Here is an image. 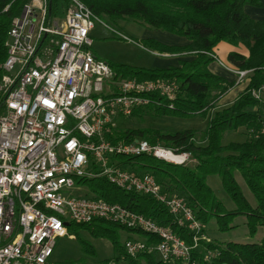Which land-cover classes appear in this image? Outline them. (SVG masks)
I'll return each mask as SVG.
<instances>
[{"label":"built area","instance_id":"1","mask_svg":"<svg viewBox=\"0 0 264 264\" xmlns=\"http://www.w3.org/2000/svg\"><path fill=\"white\" fill-rule=\"evenodd\" d=\"M99 20L79 0H70L63 20L52 17L49 0H30L8 31L7 59L0 84V264H51L58 239L70 223L94 220L120 225L159 240H127V256H158L170 264H199L192 254L211 241L184 198L171 197L150 174L119 160L150 156L185 166L191 156L141 139L112 143L121 119L149 107L174 108L176 82L122 79L91 52L90 37ZM119 36L126 39L124 36ZM212 58L249 83L240 71ZM263 101L264 86L252 90ZM264 133V128L260 134ZM259 134V133H258ZM107 179L125 192L153 197L192 237L188 245L169 228L114 203L68 198L82 179ZM207 253L205 261L213 258Z\"/></svg>","mask_w":264,"mask_h":264},{"label":"trees","instance_id":"2","mask_svg":"<svg viewBox=\"0 0 264 264\" xmlns=\"http://www.w3.org/2000/svg\"><path fill=\"white\" fill-rule=\"evenodd\" d=\"M30 0H0V84L3 76L1 66L7 59L6 42L13 19L18 16ZM51 14L63 20L70 0H49ZM100 20L113 24L131 19L145 26L175 35L186 40L185 45L169 46L148 39L145 47L159 55L180 56L183 59L177 67L168 69H141L123 65H110L114 73L122 79L138 81L163 80L176 82L179 95L174 108L149 107L136 111L131 118L141 121L144 117H174L190 119L196 116L208 118L215 110L218 100L234 88L210 71L214 63L212 54L220 43L232 47H243L248 55L233 52L228 56L229 64L240 71H251L249 83L232 105L214 112L208 125L199 137L194 130L165 133L151 128H117L109 137L112 143L141 139L151 145H159L175 153L190 154L191 162L178 166L141 155L121 157L119 160L140 174L152 175L163 192L171 197L184 198L193 210L196 219L206 226L216 221L219 232L226 233L235 227L233 223L240 216L246 218L250 237L258 230H264V118L260 107L262 102L252 96V90L264 86V20L257 21L245 13V8L262 7L261 0H79ZM0 93V113H2ZM245 130L247 139L243 143L223 145L226 133ZM259 133V134H258ZM240 174L255 198L252 206L240 188L236 174ZM210 176H219L222 187L235 205L228 211L216 198L207 184ZM91 194V198L119 204L142 215L157 224L169 228L188 245L192 244L189 232L177 225L167 208L156 199L134 192H125L107 179H82L78 182ZM126 230L143 235L148 243H158L155 237L142 232L128 230L120 225L94 220L88 224L70 223L68 235L80 244L84 256L94 257V247L80 237L88 233L94 239H104L111 243L112 260L96 264H170L159 260L158 256L140 254L136 258L126 255L120 244L119 232ZM206 231V230H205ZM207 253L213 258L205 261ZM199 264H264V236L260 244L202 242L192 254V262ZM53 264V263H51ZM57 264H88L85 258L67 260Z\"/></svg>","mask_w":264,"mask_h":264},{"label":"rangeland","instance_id":"3","mask_svg":"<svg viewBox=\"0 0 264 264\" xmlns=\"http://www.w3.org/2000/svg\"><path fill=\"white\" fill-rule=\"evenodd\" d=\"M119 34L127 38V40L121 38ZM90 37L93 40L91 52L97 59L104 61L108 65H123L148 70L177 67L183 57L170 56L165 58L163 55H157V53L149 51L145 47L146 40L153 39L169 46H180L186 43L184 38L149 28L144 24L131 19L123 20L118 24H113L105 19L97 20L95 21V28L91 32ZM262 109L264 112V95ZM218 110L221 109L215 104V110L209 112L207 116L208 118L196 116L190 119H180L167 116L160 118L151 116L144 117L142 119L143 121L138 118L121 119L119 121V127L124 130L151 128L165 133L194 130L198 133L199 137H202L203 132L207 128L208 119ZM246 139L247 135L245 130L240 129L237 132L226 133L223 138V145H228L232 142L243 143ZM235 177L245 198L252 206H255V198L246 186L242 176L238 173ZM207 184L214 192L216 198L228 211L235 210V205L224 191L219 176H210L207 179ZM66 196L68 198L92 197L87 189L78 190L77 188L71 189ZM233 226L235 229L226 233H221L217 228L216 221L212 220L206 226L205 234L210 241H218L222 243H261L264 236V230L260 228L254 238L250 237L246 226V218L244 216L235 219ZM80 237L94 247L96 251L94 257L84 256L79 242L74 237L67 235L64 238L58 239L54 255L50 260L51 263L57 264L71 259L78 260L80 258H85L88 264H96L101 261L113 259L114 252L109 241L104 239H94L86 232H81ZM119 240L120 244L124 245L127 240L145 241V237L143 235L122 230L119 232Z\"/></svg>","mask_w":264,"mask_h":264},{"label":"crops","instance_id":"4","mask_svg":"<svg viewBox=\"0 0 264 264\" xmlns=\"http://www.w3.org/2000/svg\"><path fill=\"white\" fill-rule=\"evenodd\" d=\"M261 3H262V7H260V8H254V7H250V6L246 7L245 13L250 18H252L253 20H257V21L264 20V0H261ZM185 44H183V45H185ZM233 52L242 54L244 56L248 55V52L245 48H243V47H232L226 43H220L216 47V49L214 50V54H216L219 57V59L227 65H229L228 56ZM163 56L165 58L170 57V55H163ZM210 71L213 74H215L221 78H224L225 80H227V82L235 84L234 88H232L228 93H226L223 97H221L218 100V102L216 103V105L220 109H223V108H226V107L232 105L233 102H235L238 99V97L240 96V94L246 89V87L248 85V81L237 85V76L235 74H233V72H231L230 70L221 67L215 61H214V63H212L210 65ZM233 92H235V93H233ZM260 110H261L262 116L264 118V112H263L262 106L260 107Z\"/></svg>","mask_w":264,"mask_h":264}]
</instances>
